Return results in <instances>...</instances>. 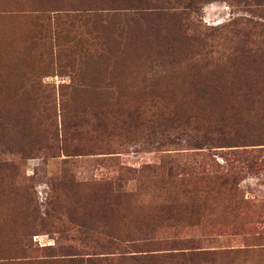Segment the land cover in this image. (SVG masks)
Instances as JSON below:
<instances>
[{
	"label": "rangeland",
	"instance_id": "1",
	"mask_svg": "<svg viewBox=\"0 0 264 264\" xmlns=\"http://www.w3.org/2000/svg\"><path fill=\"white\" fill-rule=\"evenodd\" d=\"M191 1L0 0V264H264V0Z\"/></svg>",
	"mask_w": 264,
	"mask_h": 264
},
{
	"label": "trees",
	"instance_id": "2",
	"mask_svg": "<svg viewBox=\"0 0 264 264\" xmlns=\"http://www.w3.org/2000/svg\"><path fill=\"white\" fill-rule=\"evenodd\" d=\"M139 2H142L141 4L142 5H145V7H142L141 11L140 12H137V14L139 15V17H142V16H147L149 18H152V17H160L164 14H167L169 15L168 13H171L172 15L175 14V15H178L179 11H177V9H181L180 11H182V9L186 10L187 8H189L192 4L193 1L191 0H173V3L171 5V2L170 0H166V2H168L171 6H168L167 3L166 5H160L158 2H160V0H139ZM162 2V1H161ZM163 4V3H162ZM264 5V3L262 4ZM179 19V18H178ZM165 22H168L165 21ZM178 23H181L179 22L178 20ZM182 27V26H181ZM181 29V28H180ZM264 31V29H263ZM239 55H236L233 57L234 60L238 59ZM247 60H248V63L254 65L257 70L260 69V68H264V60L262 61V64L263 65H259L257 63L254 62V59H252V56L251 55H248L247 57ZM247 63V61H234L232 64H234V66L236 64H239V66L243 65ZM212 66H213V69H217L219 66V63H210ZM222 65L225 67V66H230L231 65V62L229 60L227 61H224L222 63ZM179 264H185V263H179Z\"/></svg>",
	"mask_w": 264,
	"mask_h": 264
}]
</instances>
